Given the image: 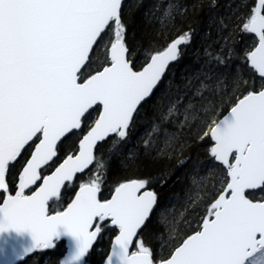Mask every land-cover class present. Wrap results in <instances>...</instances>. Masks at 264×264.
Masks as SVG:
<instances>
[{
    "label": "snow or ice",
    "instance_id": "6c2138e0",
    "mask_svg": "<svg viewBox=\"0 0 264 264\" xmlns=\"http://www.w3.org/2000/svg\"><path fill=\"white\" fill-rule=\"evenodd\" d=\"M125 6L126 0H0V235L29 233L26 254L67 236L71 247L61 264H87L105 230L118 231L105 264H264V0H242L233 13L235 27L253 37L251 46L237 50L225 37L215 54L206 52L214 65L166 88L193 32L149 47L138 67ZM166 20L175 24L170 11ZM220 25L227 27L223 17ZM157 92L159 122L145 147L162 137L163 154L185 130L194 131L216 183L192 201L193 218L181 214L186 231L174 225L168 240L158 234L153 246L144 231L158 203L152 178L119 182L101 198L107 169L96 150L108 144L122 152ZM126 159L135 166L139 155L128 152Z\"/></svg>",
    "mask_w": 264,
    "mask_h": 264
},
{
    "label": "trees",
    "instance_id": "16d2710c",
    "mask_svg": "<svg viewBox=\"0 0 264 264\" xmlns=\"http://www.w3.org/2000/svg\"><path fill=\"white\" fill-rule=\"evenodd\" d=\"M241 2L242 0H126L125 19L128 22V38L135 49L138 67L143 63V55L149 47H162L176 37L179 31H186L189 28L193 32L191 43L184 49L181 58L171 66L164 88L167 87L168 81L173 84H183L186 78L194 77L209 62L214 65L215 61L206 52L215 54L224 45L225 37L228 45L234 46L237 50L251 46L253 37L242 35L235 27L233 13ZM169 5L173 7L170 9ZM182 9H187L186 13L178 14ZM166 11H170L175 17V24L167 20L161 23ZM221 17L225 19L227 27H221ZM239 63L240 61L234 60L231 62V67L235 69ZM215 70L223 73L229 69L220 67ZM243 71L247 74L250 70L244 68ZM198 83L194 81V84L198 85ZM159 96L160 92H157L145 105L132 130L131 140L124 146L122 152L109 151L108 144H102L96 150L97 159L107 169V182L101 198H108L119 182L131 178H152V190L158 193V203L144 231L152 240L153 246L159 243L156 240L158 234L167 241L174 225L180 234H183L186 227L181 220V214L184 213V219L193 218L198 209L191 207L192 201L197 194L200 196L211 194L216 183L215 174H209L208 171L210 162L206 146L197 140L194 131L188 133L185 130V134L179 138L174 147L163 154L158 150L163 146L162 137L155 145L145 147L144 141L148 139L147 134L151 131L153 122H159L157 104ZM163 103L167 104V97L164 98ZM227 110L226 102L223 114ZM93 115L95 116V113ZM171 130L175 131V129ZM128 152L139 155L135 166L126 159ZM165 176L167 183L161 180ZM193 177L196 178V183H193ZM116 232L105 230L97 239L86 258L88 264L102 263L108 252L110 240ZM64 250V242L59 241L56 247L50 250L37 249L17 264H61ZM163 250L166 254L167 249Z\"/></svg>",
    "mask_w": 264,
    "mask_h": 264
},
{
    "label": "water",
    "instance_id": "95a60500",
    "mask_svg": "<svg viewBox=\"0 0 264 264\" xmlns=\"http://www.w3.org/2000/svg\"><path fill=\"white\" fill-rule=\"evenodd\" d=\"M228 110L224 113V115L228 113ZM126 181L127 180L123 182H126ZM117 234L118 232L115 235ZM115 235L111 239L107 255L104 261L102 262V264H105L106 259L111 252V248H112L113 241L115 239ZM60 240H63L66 245V250L63 254V259H62L63 261L66 255L68 254L69 248L71 247V242L67 236L61 237ZM30 243H31V236L29 233L21 234V233H16L15 231H12V232L4 233L0 235V264H17L18 262L23 261L27 256L32 254V253L26 254L24 251L25 247L28 246ZM95 243L96 241L94 242L93 246L95 245Z\"/></svg>",
    "mask_w": 264,
    "mask_h": 264
}]
</instances>
